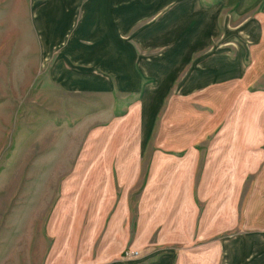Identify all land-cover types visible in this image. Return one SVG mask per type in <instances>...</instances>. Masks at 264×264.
<instances>
[{
    "label": "rangeland",
    "instance_id": "374dc122",
    "mask_svg": "<svg viewBox=\"0 0 264 264\" xmlns=\"http://www.w3.org/2000/svg\"><path fill=\"white\" fill-rule=\"evenodd\" d=\"M113 2L0 0V264H146L162 250L178 251L180 264H231V250L245 257L234 264H264V226L248 225L245 214L248 206L255 213L264 205L263 140L254 154H233L231 161L230 146L223 161H210L214 118L203 109L205 99L196 97L203 89L171 99L181 94L175 86L181 74L152 121L141 104L165 83L163 70L156 82L142 64L170 70L164 57L176 44L135 48L144 72L138 73V108L135 92L71 91L55 80L56 64L71 68V49L124 70L119 61L131 51L116 37L141 39L146 25L178 5L169 2L154 14L125 9L123 23L130 25L120 32L110 18ZM185 22L184 33L191 28ZM96 34L110 39L112 50L106 42L91 44ZM96 73L112 77L98 68ZM263 79L245 84L244 94L264 90ZM255 97L250 104L264 106V93ZM229 100L219 123L230 122L235 101L245 107V99ZM263 117L260 112L255 121L260 139ZM183 138L189 141L180 145ZM215 170H221V184L215 174L205 178Z\"/></svg>",
    "mask_w": 264,
    "mask_h": 264
},
{
    "label": "crops",
    "instance_id": "0c3cea01",
    "mask_svg": "<svg viewBox=\"0 0 264 264\" xmlns=\"http://www.w3.org/2000/svg\"><path fill=\"white\" fill-rule=\"evenodd\" d=\"M118 1L124 2V0ZM172 1L178 2V5L166 10L158 21L149 23L142 29L143 31L139 29L143 33L141 39L138 38L136 41L128 42L126 39L121 40L120 37H116L117 43L120 42L125 45L124 48L126 50L129 47V52L131 51L129 56L126 55V60L119 61L125 65L124 70L107 65L105 59L89 60L86 57L81 58L76 55L74 49H71L67 55L71 68L56 64L54 71L55 80L60 84L63 83L64 87L71 91L116 89V91L135 92L137 100L133 103V106L138 108V104H140L138 73L140 72L141 75H144V72L138 69L135 48L148 50L150 47L158 45L159 42H161L160 44L165 41L170 42V44L174 43L176 47L171 48L167 52V56L164 57L168 63V68L170 69L171 67L170 70H167L159 63L142 64V66L144 65L143 68H146L147 72L149 71L150 75L148 76L152 77L154 75V81L156 82L160 81L157 76L160 74L159 72L161 70L164 71L161 83H165L163 85L159 84L160 88L155 93L142 100L141 104L145 113L148 114L147 117L149 119L152 116L154 117V114L158 111V105L162 103L160 98L168 95L169 88L173 86L172 83L176 80L175 76L177 77L181 74L183 75V81L179 78L180 81L177 80L178 82L176 83H181L175 84L177 86L176 89L181 94H173L171 99L176 98V96L182 98L190 88L195 90L203 89L196 97L199 100L201 99V101L205 99V102L209 105L204 103L203 109L207 110L205 111L209 119L214 118L213 123L209 124L208 130H215L216 145L214 149H211L210 153L212 155L208 157L209 160L214 161V163H220L223 161L224 154L230 149V146L233 147L231 149L232 155H230L231 161L234 158L237 159V156L243 153L246 155H248V152L254 154L253 147L260 145V140H263L264 144V117L262 123H259V128H257L262 132V139L256 136L259 132L255 130L256 115L260 112L264 114V106H255L250 103L252 99L256 98V93H264V90L254 91V89H251L250 92L244 94L246 92L244 86L245 84L250 86L255 81L260 82V78L264 77V0H206L210 3H202L203 5L199 4L200 0H132L130 4H117L115 3L116 0H114L113 5L109 6L112 12L110 18L113 19L112 24L117 26V31L125 32L130 25V23H123L125 9L134 8L136 12H138V9H142L143 13L154 14ZM184 8L185 10H183ZM254 9L257 12L256 15H254ZM252 12L256 18L251 15ZM115 16H117L116 19ZM180 19L182 23H186V19L190 21L191 28L188 32L184 33L186 30L182 31L180 28ZM158 33L164 34L165 37L159 38ZM180 34H182V40H179L180 37L178 36ZM90 40L91 44L93 42H106L108 45L106 48L112 50L109 46L111 43L110 39L106 41L103 35H97L90 38ZM42 43L45 44L44 39ZM44 53L48 54L49 52L44 50ZM97 68L112 77L110 76L109 80H104L101 75L96 73ZM129 68L136 70L137 74L135 77H130ZM242 68L247 69V73L242 71ZM229 87H233L230 95H228ZM236 96L237 99H245V107L238 106L237 101H235L236 106L232 107L231 116H227L230 122L219 123L218 120L222 119V114L224 113V105L230 102V100L228 101L229 98H236ZM206 106H209V109L205 108ZM187 115L190 116L191 114H183V118ZM152 118L150 121H152ZM145 121L148 122V119L145 118ZM186 127L190 128L188 124ZM186 141H189V139L183 138L180 145H184ZM233 154L236 157L233 158ZM157 172L160 173L159 170H156V174ZM169 175L171 177L175 176V174L170 172ZM204 175L205 178H210L214 175L218 184H221V177H219L221 170H215L212 173L207 172ZM202 177L204 178V176ZM190 186L188 185V188ZM174 188H176L174 193L176 190L180 192V189ZM262 204L261 202L262 207L256 208L255 213L251 211V207L248 206L246 208L245 214L248 219L245 218L248 225L249 221H251L257 227L264 226V205ZM259 209L263 212H258ZM220 210H222V207ZM148 214L146 213L143 219H146ZM145 235L148 237L147 231L143 233V236ZM230 247L233 248V245H228V249ZM156 252L147 259L146 264H180V253L178 251L162 250ZM237 252L235 250H231L230 254L229 251L227 252L232 259L231 264H234L236 257L239 258V263H242L245 258Z\"/></svg>",
    "mask_w": 264,
    "mask_h": 264
}]
</instances>
